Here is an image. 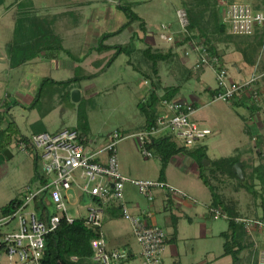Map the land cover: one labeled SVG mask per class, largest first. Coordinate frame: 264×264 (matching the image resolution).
<instances>
[{"label": "rangeland", "instance_id": "1", "mask_svg": "<svg viewBox=\"0 0 264 264\" xmlns=\"http://www.w3.org/2000/svg\"><path fill=\"white\" fill-rule=\"evenodd\" d=\"M13 1L7 0L5 5L0 7V55L5 54V58L0 62V100H6L9 95L17 97L18 100L27 99L30 103L34 99L26 94L24 88L31 83L36 86V93L43 89L34 108L10 102L9 106L2 108L3 111L8 109L7 112L11 114L17 127L29 136L32 133L30 124L34 123V120H39L44 114L47 133L54 134L64 129H76L85 139L88 149L103 148L107 137L115 131H120L127 137L117 147L121 171L129 174L131 170L132 177L130 178L134 179L160 180L161 161L159 157L154 156V158L146 159L141 153V147L136 137L138 128L145 122L144 114L138 108V104L147 92L145 81H149L148 88L150 87L151 80L145 78V75H152L151 66L145 62L137 63L135 57L126 55L125 52L117 57L110 67H107L106 64L110 58L115 56L117 46H126L133 41L139 49L151 45L154 49L166 52L172 44L160 39V35L163 33L162 27L177 24L175 28L179 29L176 10L182 6L184 0H24L27 12L34 17L45 19V22L51 24L50 26L55 30L54 34L58 40L53 38L55 36L50 35V39H48L50 44L52 46L58 44L68 50V53L65 50L43 53L49 56V59L52 58L51 55L56 56L64 66V69L60 70L55 69L57 63L50 61L53 59L48 60V66L40 69L36 64H30L33 62H27L15 68L11 67L5 40L12 33L13 26L11 28L10 26L16 20L15 11H6V7L12 5ZM262 1L237 0V2L246 3L253 8L264 9ZM226 2V0H219L221 20L226 10ZM120 4L130 6L132 11L141 18V21L135 20L120 34L104 39L107 48L105 46L99 48L104 34L118 31L129 21L125 13L120 10ZM45 7L48 9H43ZM65 12L68 14L64 16V25H60L61 21H57ZM218 48L221 56L225 57L224 61L230 76L239 81L240 77L236 74L233 63L230 61L232 59L228 57L236 53L234 47L221 44ZM182 50L174 49L180 54H182ZM180 62L178 58H175L172 63H160L161 90L159 93L161 95L164 93V88L181 85L182 82H185L187 73L181 68ZM251 70L252 73L249 77L253 73L264 74V47L260 52L258 65ZM92 75L95 76L91 77ZM50 78L60 81L78 78L80 81L65 89L63 86L44 81ZM215 88H217L215 72L211 68H207L197 74L195 78L182 84L175 99L196 104L199 110L195 120L212 131L206 142L208 143L207 156L209 159L202 160L204 167H210V160L239 155L241 162L247 165V174H249L253 167L262 163V159L259 157L260 148L256 147L254 137L258 135L264 137V98L262 104L257 103L259 112L256 113L255 118H249V111L244 107H237L235 101L230 103L214 101L210 92ZM260 89L264 94V76L260 83ZM75 91L80 93L79 99L73 98ZM19 92L25 98L18 97L17 93ZM9 114L2 113L0 116L5 115L7 117L5 119L8 120L11 118ZM1 126L4 127V124ZM247 128L250 129L249 133H247ZM12 144L10 148L13 158L7 157L6 150L4 155H0V220L4 219L2 216L4 206L13 199H25L29 194L37 191L42 185L41 178H45L42 163L32 156L20 152L14 140ZM127 148L135 149L134 154H129ZM151 150L153 153L156 151ZM262 152H264V145ZM168 167L169 170L166 174L169 184L184 191L197 201L194 210L187 207L183 209V212L190 218L183 214V218L179 222L180 236L176 234L179 260L181 261L179 264L211 262L224 251L225 240L220 234L229 230V221L226 219L215 220L209 214V206L213 199L212 190L199 177L201 173L200 159L195 153L189 154L183 151L175 155ZM209 173V169L205 171L207 177H209ZM211 185L216 187L218 193L226 200L238 203L242 216L240 219H263L262 198L254 197L247 189L240 187L236 180L221 177L220 180L211 179ZM259 188V186L256 187L257 190ZM74 193L77 195L76 192ZM162 193L167 195L165 192ZM134 195L142 201L143 206L150 203L136 188ZM76 198L78 196H74L73 201ZM171 198L175 199V197ZM90 204V201L83 199L80 203L82 208L69 205L68 214L71 217H78L76 211H79L82 216H85L87 214L85 207ZM29 210H35V205L31 204ZM173 211L176 215V208ZM166 213L168 212L163 211V214ZM163 214L156 215L155 222L164 228L170 242L177 232H175V228L164 222ZM16 224L17 222L14 221L12 227H15ZM119 229L128 246L139 253L140 246L129 223L110 219L104 221L103 233L108 241L113 238V231ZM203 233L206 234L205 237ZM249 235L251 241H254L255 245L257 243L255 249L260 250L261 253L264 248V231ZM250 253L251 249L239 254L237 258L240 260L236 263H233V256H231L219 264H247L245 261ZM166 262L173 264L168 260ZM127 264H144V262L141 255H136V258Z\"/></svg>", "mask_w": 264, "mask_h": 264}, {"label": "built area", "instance_id": "2", "mask_svg": "<svg viewBox=\"0 0 264 264\" xmlns=\"http://www.w3.org/2000/svg\"><path fill=\"white\" fill-rule=\"evenodd\" d=\"M225 5L222 21L228 24L230 34L251 35L257 27L264 26V11H257L241 2L232 4L226 2ZM176 16L179 26L177 31L173 32L170 26L162 27L160 39L169 44L175 42L176 36L182 40L195 34L190 31V19L184 8L177 9ZM189 46L192 52H201L200 61L195 69L199 71L201 68H211L216 74L219 92L213 97L214 101L230 103L249 95L255 103L259 105L263 103L264 94L259 83L264 74L253 73L246 80L236 81L226 68L217 71L216 66L220 64V59L208 57L209 53L204 45L196 40H190ZM162 106L163 113L157 119V126L136 134L141 153L146 159L154 158L148 147L155 138L164 134H172L177 141L189 148L206 144L212 131L195 120L199 109L194 103L185 100L164 101ZM125 138L115 132L102 150L96 153L88 149L85 139L74 129H65L54 134L47 132L31 134L27 138L19 136L13 139L20 152L42 163L46 184H42L37 191L29 194L13 216L0 220V264H41L47 237L58 229L63 219L69 224L76 219H83L87 225L101 227L107 208L118 209L121 218L129 223L140 246L144 264H163L168 240L166 232L155 222L152 212L146 211L139 215L131 212L126 200V187H135L150 203L159 192L193 203L197 201L166 181L134 179L124 175L119 163L117 146ZM100 154L105 155V160H100ZM43 193L47 194L50 210L45 211V217L42 219L38 211H31L29 207L34 204L35 198ZM74 196H78L75 201ZM83 199L91 202L85 207L87 214L82 216L76 211L78 217H71L68 214L69 205L82 208L80 203ZM209 214L215 220H228V215L220 207L209 206ZM14 221L17 224L12 227ZM235 221L243 223L249 234L264 231L262 219L238 218ZM92 247L96 253L95 260L102 264H121L130 257L126 249L108 251L104 239L93 240ZM259 264H264V248L260 253Z\"/></svg>", "mask_w": 264, "mask_h": 264}, {"label": "trees", "instance_id": "3", "mask_svg": "<svg viewBox=\"0 0 264 264\" xmlns=\"http://www.w3.org/2000/svg\"><path fill=\"white\" fill-rule=\"evenodd\" d=\"M6 1L7 0H0V7L4 6ZM226 1L229 4L237 2V0ZM17 3L21 8L16 19V28L13 40L14 43L11 53V67L15 68L22 66L27 62L36 59L41 53L45 51H64L65 49H63L61 45L56 44V46H52L50 44V40H48L50 39L49 36H55V30L50 26L51 24L45 22V19L41 17V19L34 17L31 15V13L27 12L25 10L26 4L24 0H14L12 5H9L6 8L9 9ZM262 4L264 5V0L262 1ZM119 6L120 10L125 13L129 21L120 29H118V31L104 34L100 41L101 43L99 48H103L105 46L104 43L107 38L120 34L126 30L128 26L135 20L141 21V18L132 11L130 6L122 4ZM219 6V0H184L180 8H184L187 11L188 17L190 19V31L194 32L195 34L191 37H185L182 40L179 36H176L175 42L172 43V46L166 52L154 49L151 45L146 46V48L139 49L134 41L126 46L120 45L116 47L117 52L113 58L108 60L106 64L107 67H110L115 62L117 57L125 52L126 55L135 57L137 60L135 61L137 63L145 62L149 64L152 70L153 76L148 74L145 75V78L151 80L149 83V88V81L147 80V84L145 83V86H147V92L145 95L146 97L141 99L138 104V108L144 114L145 122L138 128L137 133L150 130L157 126V119L159 115L163 113V102L181 101L175 99V97L181 90L182 84L186 83L192 78H195L197 74L204 70V68H201L199 71L195 69L196 64L200 61L201 52L196 53L190 50V40H196L199 44L204 45L209 53L208 57H219L220 64L216 66L217 71L222 68H226L224 57H222L219 53L218 46L221 44L233 46L235 51L242 55L243 61L249 67L253 68L258 64L260 52L264 47V26L257 27L254 33L251 35H232L229 33L228 24L221 20ZM254 9L257 11L264 10L259 7H254ZM65 14L68 13H64V16ZM176 25L177 24H172L170 26L173 32L178 30L175 28ZM53 38L57 39L56 36ZM174 49H183L182 54L175 52ZM65 52L68 53V50H65ZM187 52H190L189 55H186ZM181 56L188 60L185 62L186 64L182 63ZM175 58H178L179 62L181 61V68L186 71L187 77L184 79L185 82H182L181 85L167 87L166 89L164 88V93L161 95L159 93V90H161L159 65L160 63H172ZM192 59H194V62H192ZM188 63L190 64L188 65ZM93 76L95 75H92L91 77ZM44 81L51 82L54 85L63 86L65 89H67L73 86L74 83H78L80 79L73 78L62 82H56L52 79H45ZM42 89L37 91L36 96L30 106L31 108H34L35 104L39 101ZM218 92L219 87L217 85V88L211 90V97L216 96ZM234 101L237 107H244L249 111V118H255L256 113L259 112L257 103L252 101L249 95H244L243 99H237ZM7 113L9 114V112H5V115ZM5 115L0 117V155H4V151H7L8 147L13 142V137L18 132L16 122L11 118L8 119L6 127L1 126ZM44 118L45 116L42 114L41 119L32 125V134L46 132V128L43 123ZM246 130L247 133H249L250 129L247 128ZM115 132H118L126 137L125 134L121 133L120 131ZM114 133L107 137V141ZM22 137L27 138V136ZM126 139L127 137L124 140ZM254 139L256 141V147L260 148L259 157L262 159V163L256 167H253L251 173L249 174H247V165L241 162L239 155L210 160V167L205 168L202 164V160L209 159L207 156V146L204 145L197 148H189L183 143H179V141H177V139L170 133L155 138L148 147L150 150H156L155 153H153L152 150L151 152L154 156H158L161 161L159 175L160 181L166 180L168 166L171 163V159L175 155L185 151L189 154L195 153L199 157L201 168L199 177L203 183L212 190L213 199L210 206L218 208L220 207L228 215L229 230L220 234L225 242L224 251L218 258L233 256L234 263L240 260L237 258L239 254L251 249V253L245 262L247 264H259L260 250L255 249L254 241H251V236L247 233L244 224H238L235 222V219L242 218L238 203L233 200H226L224 196L218 193V189L211 185V179L220 180L221 177H229L234 179L237 181V184L240 187L247 189L254 197L260 196L264 205V152H262L264 137L263 135H258L257 137H254ZM237 163H241L242 165L244 176L246 178L245 182H241L237 175L233 173V167ZM208 169L210 171L209 177H207L205 174V171ZM41 183L46 184L45 178H41ZM257 186L260 187L259 190L256 189ZM24 202L25 199L11 200L6 206L2 208L3 218L13 216L14 213L24 204ZM48 202L49 200L46 193H43L35 198V210L40 213V217L42 219L45 217V211L50 210V207L47 204ZM108 209L109 208H107L106 211ZM115 211H118V209H115ZM262 220H264V215ZM173 225L175 232H177V218H173ZM176 234L177 233H175L174 239H172L170 242L167 240L166 244L171 243L172 241L176 242ZM97 239H104L103 225L101 227L90 226L87 225L83 219H76L72 224H69L65 219H63L60 222L58 229L47 237L46 249L44 257L41 260V264H102L101 262L95 260L96 253L92 247V241ZM107 249L108 251L115 250L110 249L108 245ZM128 252L130 254L129 259L121 264H127L134 258L135 255L133 254V251L129 250Z\"/></svg>", "mask_w": 264, "mask_h": 264}, {"label": "crops", "instance_id": "4", "mask_svg": "<svg viewBox=\"0 0 264 264\" xmlns=\"http://www.w3.org/2000/svg\"><path fill=\"white\" fill-rule=\"evenodd\" d=\"M76 7V6H75ZM20 5L17 3V4H14L12 7H10L9 9H7L6 11L10 12L13 10V12L15 11V19H17V15L20 11ZM43 9H48V7H45ZM76 9V8H75ZM78 9V8H77ZM7 12V13H8ZM66 13V12H65ZM68 13V12H67ZM61 21V22H60ZM57 22H60V25H64V14L61 15V18L59 19V21ZM13 26V29H12V33L10 34V36H8V38H6V50H7V55L8 57H10L11 59V53H12V48H13V40H14V32H15V28H16V20L11 24L10 28ZM45 53V52H43ZM39 57H37L36 59L30 61V62H33V63H30V64H36L37 65V68L39 67L40 68H45L46 66H48V60L50 59H53V60H50V61H54L55 64L57 63V65H55V69L57 70H60V69H64V66L61 64V62L57 59L56 56L54 55H51L52 58H48L49 56H46V54H43ZM236 55H238V57H236ZM50 56V57H51ZM230 59L232 60H235V61H231V63H233V68L235 69L236 71V74L240 77V80L239 81H243V80H246L247 77H249V75L252 73V67H249L244 61H243V58H242V55L240 53H234L233 55H230L228 56ZM5 58V54L3 55H0V62H1V59ZM225 58V57H224ZM181 60H182V63L184 64L185 62H187L188 60H186V58H184L183 56H181ZM186 64V63H185ZM254 68V67H253ZM54 71V70H53ZM51 74V73H50ZM48 77V76H46ZM52 79V78H50ZM56 82H62L60 80H55V79H52ZM64 81V80H63ZM36 86L34 85H31V83L28 84V86H26L24 88V91L26 92V94H29L31 97H35L36 95ZM18 97L20 98H25L21 92L17 93ZM146 96H144L145 98ZM143 99V97H142ZM14 103L15 105H22V106H31L33 100L29 103L27 99H23V100H18L17 97H12V96H9L8 95V98L6 100L2 99L0 100V114H4L5 112L8 111V109L6 111H3V107H7L9 106V103ZM11 114H9L10 116ZM2 117V116H0ZM6 117V116H5ZM4 120L2 121V124H4V127H6V124H7V119L3 118ZM11 119L14 120L11 116ZM41 119V118H40ZM39 119V120H40ZM45 119V118H44ZM44 119H43V123H44ZM38 120V119H37ZM37 120H34L36 122H38ZM15 121V120H14ZM30 124V129L32 131V125L34 124ZM17 125V124H16ZM45 126V125H44ZM18 128V127H17ZM46 128V126H45ZM32 134V133H31ZM30 134V135H31ZM18 135H21V136H29L27 134H24L22 130H20L18 128V132L16 133V135L13 137V139H16L18 137ZM208 143H206L205 145L207 146ZM13 144H11L7 151H6V155L8 158H13V153L11 151V146ZM15 146V145H14ZM10 148V150H9ZM89 150L93 153H96V152H99L102 150V148H99V149H90ZM128 150V153L129 154H134L135 152V149L132 150L131 148H127ZM102 158V159H101ZM100 160H105V155L104 154H100ZM169 170V167L167 169V172ZM124 175H127L129 177H132L131 174V170L129 172V174H126L125 172H123ZM137 179H142V178H137ZM166 182H168L167 180V174H166ZM169 183V182H168ZM135 193V188L134 187H131V186H128L126 187V200H127V203L131 209V212L134 214V215H139L143 212H152L153 213V217L154 219H156V215H159V214H163V211L164 212H168L166 214H163L164 215V222L168 225H170L171 227L174 228V225H173V218H177V236H180V230H179V222L181 221V219L183 218V214H185L183 212V209L185 207L187 208H190L191 210H194L195 208V204L196 203H193L191 201H188L186 199H182V198H178V197H175V199H172L171 197H168L166 194L164 193H158L157 196L155 197V200L151 203H148L147 206H143V203L141 200L137 199L136 196L134 195ZM85 201H90L88 199H85ZM174 208H176V215L174 214ZM187 215V214H185ZM185 217H188L190 218V216H185ZM107 219H110V220H122L124 221L122 218H121V213L120 211H115V208H109L107 211H106V216H105V221ZM157 221V220H156ZM126 222V221H125ZM159 225V224H158ZM130 226V225H129ZM160 226V225H159ZM164 229V228H163ZM121 230H116V231H113V238L108 241L105 233H103L104 235V239L105 241L107 242L108 246L110 249H120V247H122L121 249H129V250H132L135 254L134 258L132 260H134L136 258V255H139L140 256V251L139 253L135 252L133 249H131L132 247L128 246V243L126 242V239L124 236L121 235ZM203 236L205 237L206 234L203 233ZM178 246V242H171V243H167L166 245V250H165V253H164V257H163V264H167V260L169 262H172L173 264H179L181 263V261L179 260V257H180V254H179V248L177 247ZM168 253V254H167ZM170 258H169V257ZM231 256H226V257H223V258H215L213 261L211 262H207L205 264H219V263H222L223 261L225 262L227 258H230ZM232 262V261H231ZM233 263H234V260H233ZM197 264H204V263H197Z\"/></svg>", "mask_w": 264, "mask_h": 264}, {"label": "water", "instance_id": "5", "mask_svg": "<svg viewBox=\"0 0 264 264\" xmlns=\"http://www.w3.org/2000/svg\"><path fill=\"white\" fill-rule=\"evenodd\" d=\"M73 98L74 99H79L80 98V93L78 91H75L73 93ZM233 173L237 175L238 179L241 180V182L245 181L244 172H243V169H242V165L240 163H237V164L234 165Z\"/></svg>", "mask_w": 264, "mask_h": 264}]
</instances>
